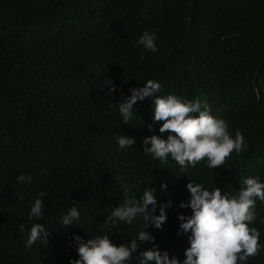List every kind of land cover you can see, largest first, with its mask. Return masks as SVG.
I'll use <instances>...</instances> for the list:
<instances>
[{
	"label": "trees",
	"instance_id": "16d2710c",
	"mask_svg": "<svg viewBox=\"0 0 264 264\" xmlns=\"http://www.w3.org/2000/svg\"><path fill=\"white\" fill-rule=\"evenodd\" d=\"M145 30L157 35L155 53L136 43ZM105 78L113 93L101 88ZM148 79L161 83V94L200 100L247 148L215 170L202 160L186 174L171 158L162 164L145 154L146 136L168 135L152 119V100L137 102L129 124L118 102ZM124 134L135 143L121 150L116 138ZM22 173L31 183L17 180ZM248 176L264 182V0H0V264H69L74 234L127 243L142 218L105 222L125 186L137 197L155 188L156 214L164 205L167 219L147 230L183 261L189 234L178 214L191 215L179 206L190 198L187 183L236 195ZM41 192L42 220H30ZM72 206L80 219L64 228ZM255 212L249 226L261 247L247 264H264V201ZM36 222L48 225V241L26 248Z\"/></svg>",
	"mask_w": 264,
	"mask_h": 264
},
{
	"label": "clouds",
	"instance_id": "9594fccd",
	"mask_svg": "<svg viewBox=\"0 0 264 264\" xmlns=\"http://www.w3.org/2000/svg\"><path fill=\"white\" fill-rule=\"evenodd\" d=\"M156 41V33L145 30L136 43L155 53L158 51ZM143 56L142 52L141 58ZM104 86L112 93L115 90L111 78L101 82V88ZM161 92V83L148 79L141 86L132 87L130 94L122 95L118 102L122 123L129 124L135 115L133 108L137 102L146 98L152 100V119L154 122L162 121L159 133L168 132L166 139L156 134L143 139V152L154 160L167 164L171 158L179 166L181 174H186L188 168H194L202 160L206 161L209 169L215 170L223 166L233 152L238 154L247 148L244 136L239 131L235 137L230 135L226 121L211 115L207 105L200 100L182 99L175 94ZM116 142L121 150H125L134 145L135 138L124 134L118 136ZM17 180L31 183L32 177L22 173ZM161 188L166 190L167 184L162 182ZM186 188L190 198L187 202L181 201L179 206L190 207L192 211L189 216L178 214L179 229L189 234L183 261L170 257L167 250L161 251L154 243L155 237L147 230L149 226L160 229L167 219L164 205L159 206V214H156L155 188L149 186L137 197L129 195L130 189L125 186L123 201L113 207L105 222L114 228L117 222L132 224L137 218H142L144 224L136 236L117 245L109 235L91 236L85 240L74 234L72 239L77 258H70L69 264H133V260L136 264H247L249 257L255 256L261 247L259 230L249 225L256 219V201H264V182L257 176H248L236 195L222 193L219 187L208 190L193 181H189ZM43 197L44 193H39L30 205V220H42ZM79 219L80 211L72 206L62 215L60 225L68 228L78 224ZM49 234L48 225L33 223L27 233L25 247L31 248L38 241L46 244ZM149 241L153 242V247L142 248Z\"/></svg>",
	"mask_w": 264,
	"mask_h": 264
}]
</instances>
